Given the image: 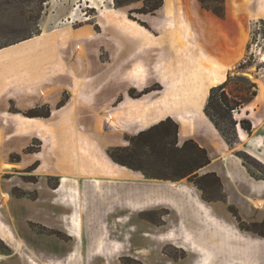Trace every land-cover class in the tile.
Segmentation results:
<instances>
[{"label":"rangeland","instance_id":"1","mask_svg":"<svg viewBox=\"0 0 264 264\" xmlns=\"http://www.w3.org/2000/svg\"><path fill=\"white\" fill-rule=\"evenodd\" d=\"M139 6L138 2L117 8L114 0H0V48L36 37L16 51L36 47L37 57L40 47L49 42L48 37L37 36L57 29L59 36L67 31L57 41L59 56L69 59L71 68L72 51L86 62L80 83L73 76L71 89L67 75H57L61 73L47 76L38 85L24 83L3 92L0 79V205L5 204L0 213L6 214L19 240L15 247L0 238V264H30L31 258L63 263L73 249L80 264H237L235 255L225 257L223 243L206 254L189 248L192 241L209 245L204 239L215 228L225 226L247 239L259 240L261 257L249 258L245 264H264V90L258 96L259 85H264V60H260L264 54V0H162L153 13L132 12L145 24L154 42L163 40L151 49L141 48V39L100 15L116 11L128 17V8ZM174 14L191 28L193 41L204 53L213 56L218 52L220 56L213 57L233 66L225 72L227 82L222 88L236 108L225 119L215 116L220 130L207 118L200 120L191 108L185 111L189 113L186 118L173 113L170 119L145 127L123 117L119 125L110 116L114 110L125 111L122 105L129 100L157 97L164 90L157 70L174 58L165 41ZM244 33L247 36L242 40ZM139 63L149 79L142 91L138 80L127 77L129 69ZM79 88L85 91L84 96ZM220 92L216 88V100ZM244 100L250 101L236 105ZM14 115L52 125L55 140L44 131L14 134ZM192 119L197 120L194 125ZM240 120L249 124L248 132L238 124ZM155 125L134 149L137 135ZM74 138L125 176L79 171L77 163L84 159L91 164V159L71 155ZM186 140L191 142L185 152L180 151ZM153 141L156 148L150 151L146 144ZM192 147L205 149L209 159L206 165L197 167V160L180 161ZM234 157L254 179L250 184L248 174L240 170ZM187 167H192L189 173ZM208 172L214 174L204 175ZM61 175L79 180V244L63 227L69 207L53 202L52 189L59 185ZM241 179L250 185L253 195ZM168 183L189 187L188 195L178 197L177 210L164 202L134 207L141 204L145 190ZM244 198L249 208L241 206ZM199 202L208 212L198 207ZM232 244L235 248L244 246L235 241Z\"/></svg>","mask_w":264,"mask_h":264},{"label":"bare ground","instance_id":"2","mask_svg":"<svg viewBox=\"0 0 264 264\" xmlns=\"http://www.w3.org/2000/svg\"><path fill=\"white\" fill-rule=\"evenodd\" d=\"M249 1L245 0L246 3ZM261 11L264 13V7H262ZM100 15L109 24L123 29L133 37L141 39V48H151L154 44H162L163 40L154 42L153 35L142 24L124 14L108 11ZM172 25L166 31L165 41H168L174 58L157 70L159 79L165 84L164 90L157 97H149L147 95L141 99L127 101L122 105L125 111L117 109L111 112L110 116L116 121L120 117H123L127 121H130V123H137V125L145 127L164 120L173 113H180V117L186 118L189 116V113L185 111L190 108L196 110V114L205 116L202 105L205 103L210 89L225 82V72L233 66L231 64L226 65L222 63L223 61L220 62L215 57L204 53L199 45L193 41L191 28L187 24L182 23L177 14L173 15ZM66 34L67 31H62L60 36L64 37ZM60 36L57 34V29L37 36V38L48 37L49 40L48 46L45 44L40 47L42 50L37 57H34L36 47H32L31 50L23 53L16 51L20 46L31 44L36 37L22 40L10 47H1L0 79L3 82L2 92L15 85L22 86L24 83L38 85L51 74L66 72V67L60 60L56 46L57 41L61 38ZM246 36L247 34L244 33L242 40H245ZM66 45L63 44L62 47L64 48ZM260 60L261 62L264 60V54H261ZM127 76L144 82V66L141 63L133 66L127 72ZM263 90L264 85L260 84L258 96L262 95ZM11 118L17 124L14 134L25 135L34 130L44 131L51 141L55 140L52 125L33 117L14 115ZM118 124L121 125L119 121ZM72 150L71 155L73 156H85L89 160L91 159V164L84 159L77 163V169L87 175L125 176L123 172L116 170L109 163L82 148L77 138H74ZM256 158L258 159V157ZM160 187L163 188L160 189ZM52 191L55 193L53 202L60 203L64 207H69L70 211L68 214H65L67 218L64 221L63 227L65 232L71 235L77 241V244H79L82 239V193L78 178L61 175L59 185L52 189ZM154 191H158L159 193H154ZM189 192V187L181 183H168L165 187L155 185L152 190L148 188L144 191L141 195V204L134 205V207L164 202L172 206L174 205L175 210H177L178 197L188 195ZM197 205L205 212H208L207 206L203 203L199 202ZM0 207L5 208V204L2 203ZM0 217V238L18 247L19 240L16 237L14 226L7 221V216L4 212L0 213ZM159 238L163 237L160 236ZM204 241L208 242L209 245L205 243V245H201L202 243L199 244L192 241L189 248L199 254H206L210 251L211 247L217 249L220 248V243H223L225 257L235 255L237 257L235 263L237 264H245V261L252 257H256L257 259L261 257L258 250L259 240L247 239L241 232L226 226L222 227L221 230L215 228ZM233 241L237 242L238 245H244V248L241 246L235 248L232 244ZM29 262L30 264H50L48 262H38L35 258L29 259ZM80 262L81 260L78 258L77 251L73 249L65 255L63 263L56 260L53 264H80Z\"/></svg>","mask_w":264,"mask_h":264},{"label":"trees","instance_id":"3","mask_svg":"<svg viewBox=\"0 0 264 264\" xmlns=\"http://www.w3.org/2000/svg\"><path fill=\"white\" fill-rule=\"evenodd\" d=\"M138 2L140 3L139 7L133 8V9L128 8V17L133 19V20L138 21L142 25H145V24L143 22L139 21V19H137L136 16L132 15L131 13L132 12H137L140 14L153 13L155 10H157L162 5V0H114V4L117 8L127 7L131 4H135ZM26 38H28V37H26ZM226 82H227V80L223 84H225ZM223 84L212 87L210 89L209 94H208V98H207V102H206L204 109H203L207 118L213 123V125L218 130H220V123L215 119V116H218L221 119H225L226 117H228L230 115V110L236 108L235 105L230 104L227 93L222 88ZM216 88L221 89V92L219 93V96H218L219 100H216V93H215ZM245 101L249 102L250 100L240 101L239 104H236V105H240L242 103H245ZM32 116H36V114H32ZM167 119H170V118H168V117L165 118V120H167ZM165 120H163V121H165ZM163 121L161 120V122L159 121V123H162ZM238 124H240L242 129L246 132H248V130L250 129L249 124H245L244 120L238 121ZM155 128H156V125L150 127L144 133L143 132L139 133L136 137L135 142H134V149L137 146H140L139 141H141L144 138L143 136L145 134L149 135ZM190 142H191V140L184 141L183 144L181 145V147L178 149L180 151L185 152L187 145ZM146 146L150 149V151L151 150L153 151V149L156 148V144L154 141L147 143ZM163 147H165V146H163ZM180 158H182L180 161L183 160L185 162L187 161V159L192 160V161L197 160V164H196L197 167L204 166L209 162V159L207 157L205 149L204 148H198V147H192V149L188 150V152L186 154H183ZM198 158H199V161H198ZM191 169H192V167H187V169L185 170L186 173H189L191 171ZM212 174H214V173L208 172L204 175L209 176Z\"/></svg>","mask_w":264,"mask_h":264},{"label":"crops","instance_id":"4","mask_svg":"<svg viewBox=\"0 0 264 264\" xmlns=\"http://www.w3.org/2000/svg\"><path fill=\"white\" fill-rule=\"evenodd\" d=\"M92 39H95V37L93 38L92 37ZM97 40V39H96ZM83 48H84V51L85 50H87V46H86V44H85V42H84V45H83ZM149 49V48H148ZM151 49V48H150ZM154 49V48H153ZM60 54H61V52H60ZM86 54V53H85ZM220 53H214L213 54V56H217V57H219L220 55H219ZM74 55V56H73ZM70 57V56H69ZM71 60V66H72V68L70 67V65H69V59H67L66 58V60L65 59H63L62 58V54H61V56H60V60L63 62V64L65 65V67H66V72H63V73H61V74H57V75H67V77H68V79H69V82H70V84L68 85V87L71 89L72 87H73V76H75L78 80H79V83H80V80H81V77H79L81 74H82V72H81V70L83 69V67L85 66V64H86V62H85V59L84 58H80V57H78V56H76V53H75V51H72V57L70 58ZM74 59V60H73ZM78 59V62H75V60H77ZM84 62H85V64H84ZM136 62V61H135ZM142 62V61H141ZM78 63V64H77ZM71 70L73 71V70H75V72H74V74L72 73L71 74ZM66 73V74H65ZM83 75V74H82ZM128 77V76H127ZM117 81H119V82H123L124 80H120L119 78H117ZM82 83H84V82H82ZM137 83H138V86H139V90L140 91H142L145 87H147V86H145L146 84H148L149 83V79H148V77H147V79L145 78V80H144V82H142V81H137ZM142 85H144V86H142ZM80 86L82 87L83 86V84H80ZM131 87H133V86H131ZM78 92H79V94H83V96L85 95L84 93H85V91L83 90H81V88H79V90H78ZM207 118V116L205 115V116H203V117H201L200 116V120H205ZM208 119V118H207ZM209 120V119H208ZM197 120H194V119H192L191 120V125H194L195 124V122H196ZM210 121V120H209ZM211 122V121H210ZM178 124H179V122H178ZM180 125V124H179ZM216 129V128H215ZM226 154V153H225ZM224 156V155H223ZM229 156H235V155H233V154H231L230 153V155ZM234 159H236L237 160V163L239 164V167H240V170L241 171H243L244 173H246V174H248V172L246 171V169L243 167V165L240 163V161L238 162V159L236 158V157H234ZM250 175L248 174V178H247V182L250 184V182H251V179H253L252 177H249ZM242 180V179H241ZM254 180V179H253ZM247 182H245V181H243L242 180V183H243V185H245L248 189H249V193L251 194V195H253L252 194V188H250V185L249 184H247ZM257 191V190H256ZM256 196V195H255ZM253 197V196H252ZM262 198V197H261ZM264 199V198H263ZM240 204H241V206L242 207H247V208H249L248 207V205H247V203H246V200H245V198L242 200V201H240Z\"/></svg>","mask_w":264,"mask_h":264},{"label":"built area","instance_id":"5","mask_svg":"<svg viewBox=\"0 0 264 264\" xmlns=\"http://www.w3.org/2000/svg\"><path fill=\"white\" fill-rule=\"evenodd\" d=\"M72 20H74V19H72ZM72 20H70V21H72ZM74 21H75V20H74ZM74 21H73V22H74Z\"/></svg>","mask_w":264,"mask_h":264}]
</instances>
